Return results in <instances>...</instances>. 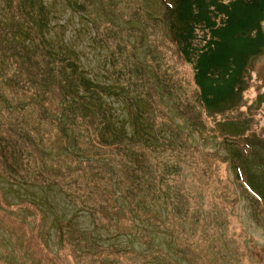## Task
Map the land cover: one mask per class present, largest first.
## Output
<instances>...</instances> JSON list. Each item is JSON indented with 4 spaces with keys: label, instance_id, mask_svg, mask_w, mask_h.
<instances>
[{
    "label": "rangeland",
    "instance_id": "1",
    "mask_svg": "<svg viewBox=\"0 0 264 264\" xmlns=\"http://www.w3.org/2000/svg\"><path fill=\"white\" fill-rule=\"evenodd\" d=\"M9 2L0 0V17L11 19L12 27L16 17ZM171 2L46 0L49 37L71 47L90 78L101 84L116 82L128 67L131 71L121 80L140 83L134 94L152 99L154 115L169 112L182 130L177 141H187L203 163L183 170L179 176L184 185L164 190L169 194L165 199L155 198L161 190L154 168L142 193L125 200L117 196V206H110L98 194L68 195L50 184L49 179L58 178L72 182L71 176L77 177L73 162L62 161L54 150V156L41 161L28 139L9 133L17 141L8 145V152L0 141V264H262L256 250L264 251V208L244 184L246 179L264 195V51L248 64L243 86L226 112L210 117L196 102L191 68L170 36L166 5ZM107 100L119 119L127 121L121 99ZM0 109L4 114L2 105ZM143 109L149 107L144 103ZM12 122L11 130L24 135L18 117ZM6 133L0 125V135ZM229 151L242 168L239 180ZM130 173L137 174L136 168ZM224 194L229 198L223 199ZM158 214L162 226L147 221Z\"/></svg>",
    "mask_w": 264,
    "mask_h": 264
},
{
    "label": "trees",
    "instance_id": "2",
    "mask_svg": "<svg viewBox=\"0 0 264 264\" xmlns=\"http://www.w3.org/2000/svg\"><path fill=\"white\" fill-rule=\"evenodd\" d=\"M9 1L15 24L11 27V19L0 17V105L4 110L0 125L7 130L0 135V141L7 146V152L8 145L17 141L9 133L17 139H28L41 161L54 150L62 161L73 162L77 177L71 176L69 184L61 183L62 178L49 179L50 184L60 185L68 195L74 191L98 194L105 205L117 206V196L125 200L142 193L143 182L154 168L160 175L157 200L169 195L166 189L182 188L180 173L203 162L194 157L187 141H177L176 135L181 136L182 130L169 112L154 115L152 99L134 94L135 84L140 83L121 80L131 70L123 67L116 82L109 84L91 79L71 47L50 39L51 12L46 0ZM68 1L71 0L65 3ZM166 6L170 36L180 57L191 68L196 102L210 117L224 114L228 102L243 86L248 64L264 51V0H173ZM114 97L124 104L127 121L120 120L108 102ZM144 103L152 110L143 109ZM15 117L25 128L24 135L11 130ZM106 128L108 131L103 132ZM22 149L30 155L27 148H20V152ZM234 156L229 154V159L234 161L232 168L239 180L242 168ZM134 167L138 175L132 173V177L130 170ZM245 181V190L249 189L255 202H261L264 208V195ZM222 197L229 198L225 194ZM160 218L158 214L146 220L162 226ZM256 252L258 261L264 264V251Z\"/></svg>",
    "mask_w": 264,
    "mask_h": 264
}]
</instances>
